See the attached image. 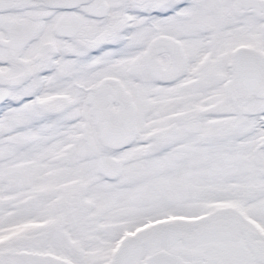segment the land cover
I'll return each instance as SVG.
<instances>
[{
	"label": "snow or ice",
	"instance_id": "snow-or-ice-1",
	"mask_svg": "<svg viewBox=\"0 0 264 264\" xmlns=\"http://www.w3.org/2000/svg\"><path fill=\"white\" fill-rule=\"evenodd\" d=\"M0 264H264V0H0Z\"/></svg>",
	"mask_w": 264,
	"mask_h": 264
}]
</instances>
